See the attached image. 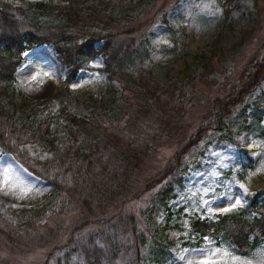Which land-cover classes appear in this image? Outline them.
Returning <instances> with one entry per match:
<instances>
[{"label": "rangeland", "instance_id": "374dc122", "mask_svg": "<svg viewBox=\"0 0 264 264\" xmlns=\"http://www.w3.org/2000/svg\"><path fill=\"white\" fill-rule=\"evenodd\" d=\"M31 1L38 0H0L8 4L18 26L23 16L15 7ZM45 1L72 4L81 11L70 17L73 32L109 25L115 30L114 41L123 48L140 43L134 68L152 69L159 76L162 92L151 99L149 113L138 118L142 128L133 130L144 139L157 132L159 159L170 152L168 139L177 137L170 134L171 128H194L200 109L222 84L241 82V69L251 64L250 56L257 55L264 39V9L254 0H235L229 18L224 17L219 0ZM57 8L41 16L44 29L53 31L63 20ZM103 64L104 56L98 54L76 72L65 89L66 67L55 46L42 43L22 52L12 87L0 92V235L6 230L30 247V252L19 253L12 264H36L40 256L34 245L37 232L48 227L63 229L66 222L75 219L45 207L53 190L51 179L57 175L64 181L66 177L56 164L58 150L37 141H19L16 135L22 136L20 131L11 130L13 117L25 112L45 116L53 141L61 145L67 133L63 118L54 114L63 103L78 113L109 105L113 115L118 114L126 102L120 96L119 83L109 78ZM166 73L168 79L164 78ZM261 92L264 81L255 88L253 97ZM111 96L116 99L113 104ZM15 105L19 107L14 113ZM237 121L241 122L240 115ZM246 122L248 128H232L231 140L214 137L187 157L181 182L174 184V196L168 201L170 214L158 213V229L149 233L142 261L140 258L136 263L129 254L120 253L111 264H264V239L241 253L227 239L209 235L199 239L189 223L192 216L214 219L218 213L245 207L256 193L264 196V106ZM6 251L3 240L0 260Z\"/></svg>", "mask_w": 264, "mask_h": 264}, {"label": "trees", "instance_id": "16d2710c", "mask_svg": "<svg viewBox=\"0 0 264 264\" xmlns=\"http://www.w3.org/2000/svg\"><path fill=\"white\" fill-rule=\"evenodd\" d=\"M219 1L224 17L229 18L235 0ZM254 1L259 9H264V0ZM55 8L57 14H63V20L54 25L53 31L44 29L41 16L54 12ZM15 9L23 16L22 26L8 11V4L0 2V92L12 87L22 52L49 42L66 67L65 89L80 68L102 54L103 68L111 80L119 83L120 96L126 102L116 115L109 105L78 113L63 103L54 114L55 118H63L67 133L61 145L53 141L50 121L45 116L25 112L21 117H13L11 130L20 131L22 136L16 135L19 141H37L58 150L56 164L63 168L66 177L64 181L57 175L51 179L53 190L45 207L55 208L52 211L62 217L63 214L75 217L63 229L48 227L37 232L34 245L40 256L36 264H111L120 253L129 254L136 263L140 258L142 261L149 233L158 229V213L170 214L168 201L174 196V184L181 182L187 157L198 145L214 137L231 140L230 131L235 125L248 128L246 118L256 110L262 111L264 92L253 95L264 81V39L257 55L250 56L251 64L241 69V82L222 84L219 92L200 109L194 128H171L170 134L177 137L168 139L170 152L159 159L157 132L144 139L133 130L140 127V115L149 113L147 109L154 95L162 92L159 76L152 69L134 68L140 43L123 48L114 41L115 30L109 25L73 32L71 18L81 11L72 4L38 0ZM169 77L166 73L164 78ZM115 100L111 96L110 104ZM18 107L15 105L14 113ZM250 108L255 112H248ZM238 115L241 122L237 121ZM189 223L191 232L199 239L207 235L224 238L237 251L247 253L264 239V196L256 193L245 207L218 213L214 219L192 216ZM3 240L7 250L5 261L0 260L3 264H12L19 253L30 252L27 243L6 230L0 235V242Z\"/></svg>", "mask_w": 264, "mask_h": 264}, {"label": "snow or ice", "instance_id": "6c2138e0", "mask_svg": "<svg viewBox=\"0 0 264 264\" xmlns=\"http://www.w3.org/2000/svg\"><path fill=\"white\" fill-rule=\"evenodd\" d=\"M5 183H7V182L5 181ZM237 203H239V201H237ZM225 211H227V209H225ZM202 264H211V262L210 261H203Z\"/></svg>", "mask_w": 264, "mask_h": 264}]
</instances>
